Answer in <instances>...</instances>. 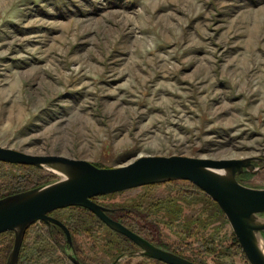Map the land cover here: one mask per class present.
Returning a JSON list of instances; mask_svg holds the SVG:
<instances>
[{
    "label": "rangeland",
    "instance_id": "rangeland-1",
    "mask_svg": "<svg viewBox=\"0 0 264 264\" xmlns=\"http://www.w3.org/2000/svg\"><path fill=\"white\" fill-rule=\"evenodd\" d=\"M0 145L104 167L140 155L250 157L254 169L237 179L264 188V0H0ZM61 177L0 161V195ZM95 200L151 207L155 232L142 234L198 262L250 264L219 204L189 180ZM91 223L76 235L90 263L112 264L125 253L118 264H160ZM8 238L0 234V264L12 251L5 258ZM51 238L43 222L33 223L22 255L44 246V264H74L66 254L75 248L66 242L65 254Z\"/></svg>",
    "mask_w": 264,
    "mask_h": 264
},
{
    "label": "water",
    "instance_id": "water-1",
    "mask_svg": "<svg viewBox=\"0 0 264 264\" xmlns=\"http://www.w3.org/2000/svg\"><path fill=\"white\" fill-rule=\"evenodd\" d=\"M0 161L43 166L59 174L60 180L0 198V233L13 231L14 246L6 264H18L27 229L35 222L58 225L65 232L67 247L74 249L68 226L50 213L69 206L91 210L111 229L129 237L143 254L167 264H199L150 242L122 222L112 218L111 208L93 197L172 180H189L211 196L229 219L250 264H264V188L243 184L237 175L254 169L252 158L195 157L187 155H140L113 167L98 166L87 159L63 155H35L0 145ZM60 175V174H59ZM125 256L120 254L112 264ZM74 264H82L69 253Z\"/></svg>",
    "mask_w": 264,
    "mask_h": 264
},
{
    "label": "trees",
    "instance_id": "trees-1",
    "mask_svg": "<svg viewBox=\"0 0 264 264\" xmlns=\"http://www.w3.org/2000/svg\"><path fill=\"white\" fill-rule=\"evenodd\" d=\"M11 164H14V163H11ZM21 165H25V164H21ZM30 184H33V185H31V187H33L35 185L34 181L27 182V186L30 185ZM21 186H23V185L20 184V186L16 185V186H12L9 189H5V191L3 193H1L2 195H0V198L4 197L6 195H9V194L16 193V192H21L24 189L30 188V186H28V187L27 186L26 187H21ZM70 207L76 208V209H78L80 211L78 213H76V214H71L69 217H62L61 215H59V216L56 215V211L59 210V209L52 211V214H54L56 217L61 219L68 226V228L70 229V231L72 233V236H73L74 248L76 250V255L75 256H77V258L80 260V262L82 264H111V263H90L86 259L84 254H83L84 253V249H85L84 248V244L82 242H79L77 237H76L77 233H80L81 229H84V230L92 229L90 225H93V223H91V222L97 223L96 225H98V223H101L103 225H106V224L102 220H100L96 214H94L91 210H89V209H87L85 207H82V206H69V208ZM120 207H123V206H119L118 209H122ZM114 208H116V207H114ZM118 209H117V211H118ZM123 209L126 210L125 213H121L120 214L119 212L116 211L115 213H111V215L116 217L117 219H119L121 222H123L124 224H126L128 227H130L132 230H134L136 232L142 233L140 231L142 228L143 229L146 228L147 230H149L152 233L155 232V227L152 225L153 221L150 220V218L152 217L151 215L153 214V211H152L151 207H148L146 209V211H144L143 207L140 209V208H136V207L134 208V207L124 206ZM129 214H131V216H133V217L129 216ZM43 224H44L46 230L49 232V235L52 236V238H51V239H53L52 240V243H53L52 246L53 247L57 246L58 248L64 249L63 251L66 254L65 245H66L67 241H66L65 233L61 229V227H59L58 225H55V224H52L49 227L44 222H43ZM2 234H6L7 237H9L8 240L6 241V244H5V245H7L6 246L7 250L5 248L3 249V250H6L5 258H7L9 252L11 251V249L13 247L14 232L13 231H7V232H4ZM118 235L122 236L123 239H125V240H122L121 244L124 245L125 242H126V244L127 243L128 244L129 243L132 244V242L129 239H127L126 237H124L120 233H118ZM144 236L146 238H148L149 240L154 242V239L152 237H149L148 235H144ZM233 238L236 240V243L239 244V240L234 234H233ZM154 243H156V242H154ZM156 244H158V243H156ZM158 245H162V246H164L167 249H170V250H172L174 252L180 253L177 250H175L174 248H172L166 242H162L161 241L160 244H158ZM92 247L93 248L98 247L97 249H102V246L101 245H97V244H93ZM119 247L120 246L118 245L116 247H110L109 249H112V251H113V250H115V248L118 250ZM240 247H241V245H240ZM34 249H36V248L34 247ZM48 249L46 247H44V246L43 247H39L38 246L36 253H35V250L33 252H29V250H28V251H26V254H24V255H22L23 250H21L18 264H44L42 258L48 253L43 255V253L38 252V250L39 251H44V252H49ZM242 250H243V248H242ZM123 251H125V249L121 250V251L119 250V252H117L112 257V260L114 258H116L117 255H119ZM243 252H244V250H243ZM39 254H42L43 256L39 255ZM106 254L108 256L111 255L109 250L106 252ZM66 257L69 258L67 254H66ZM37 259H39V261ZM193 260H195V259H193ZM195 261H197V260H195ZM3 264H5V262ZM60 264H65V263H60ZM160 264H167V263H160ZM199 264H206V263L200 262Z\"/></svg>",
    "mask_w": 264,
    "mask_h": 264
},
{
    "label": "flooded vegetation",
    "instance_id": "flooded-vegetation-1",
    "mask_svg": "<svg viewBox=\"0 0 264 264\" xmlns=\"http://www.w3.org/2000/svg\"><path fill=\"white\" fill-rule=\"evenodd\" d=\"M115 193H117V192H115ZM112 194V193H111ZM99 196H101V195H99ZM95 197H98V196H95ZM95 197H93V199L95 200ZM96 201V200H95ZM97 202V201H96ZM108 207V206H107ZM109 208H111V207H109ZM120 208H122V209H118V211L119 210H124L123 208H124V206L123 207H120ZM117 211V208H111V211H109L108 212V214L112 217V218H114V219H116V220H118V221H120L119 219H117L116 217H114V216H112L111 215V213H115ZM51 215H53L52 214V212L50 213ZM54 216V215H53ZM56 217V216H55ZM58 218V217H57ZM41 222H44V221H41ZM121 222V221H120ZM44 223H46V222H44ZM123 223V222H122ZM47 224V223H46ZM124 224V223H123ZM48 225V224H47ZM126 225V224H125ZM49 226V225H48ZM127 226V225H126ZM50 227V226H49ZM60 227V226H59ZM130 228V227H129ZM62 229V228H61ZM134 231V230H133ZM7 232V231H6ZM136 232V231H135ZM4 233V232H3ZM119 233V232H118ZM138 234H140L141 236H143L144 238H146L142 233H139V232H137ZM0 234H2V233H0ZM72 234V233H71ZM121 234V233H120ZM121 235H123V234H121ZM124 237H126L127 239H129L131 242H134L133 240H131L129 237H127V236H125V235H123ZM147 240H149L148 238H146ZM72 241H73V236H72ZM150 242H152V243H154L153 241H151V240H149ZM135 243V242H134ZM136 244V243H135ZM137 245V244H136ZM22 246H23V244H22ZM138 246V245H137ZM157 246H160V245H157ZM73 247H74V242H73ZM139 247V246H138ZM163 247V246H162ZM165 248V247H164ZM165 249H167V248H165ZM167 250H170V249H167ZM170 251H172V250H170ZM172 252H174V251H172ZM174 253H176V254H178V255H181V256H183V257H185V258H187V259H189V260H192V261H194V262H196V263H200V262H198V261H195V260H193V259H191V258H189V257H187L186 255H182V254H180V253H177V252H174ZM77 257V256H76ZM158 262H160V263H166V262H164V261H161V260H158V259H156ZM72 261V260H71ZM132 263V262H131Z\"/></svg>",
    "mask_w": 264,
    "mask_h": 264
},
{
    "label": "bare ground",
    "instance_id": "bare-ground-1",
    "mask_svg": "<svg viewBox=\"0 0 264 264\" xmlns=\"http://www.w3.org/2000/svg\"><path fill=\"white\" fill-rule=\"evenodd\" d=\"M58 172H60L59 174L64 177L66 174V172L62 169V170H59ZM260 247L262 249V251L264 252V242L260 241Z\"/></svg>",
    "mask_w": 264,
    "mask_h": 264
}]
</instances>
